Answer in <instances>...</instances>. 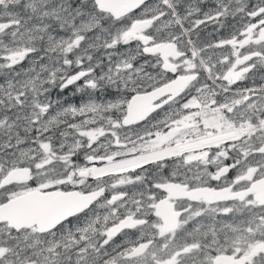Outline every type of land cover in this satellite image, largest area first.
Segmentation results:
<instances>
[{
    "label": "snow or ice",
    "instance_id": "6c2138e0",
    "mask_svg": "<svg viewBox=\"0 0 264 264\" xmlns=\"http://www.w3.org/2000/svg\"><path fill=\"white\" fill-rule=\"evenodd\" d=\"M257 75L264 0H0V264H264Z\"/></svg>",
    "mask_w": 264,
    "mask_h": 264
},
{
    "label": "flooded vegetation",
    "instance_id": "af4514ba",
    "mask_svg": "<svg viewBox=\"0 0 264 264\" xmlns=\"http://www.w3.org/2000/svg\"><path fill=\"white\" fill-rule=\"evenodd\" d=\"M230 23H231V20H230ZM231 31H232V29H225V30H222L221 32H213V27L211 25H209V27H207L200 34L201 35V42L203 43V42H207V41H210V40L219 39L221 37H227V36H229V33ZM134 45H135V42H133V47H134ZM215 52H216V56H219L221 54L222 50H215ZM145 58L152 59L151 57H143V60ZM147 71H151L155 75V70L154 69L149 68V69H147ZM168 75L171 76L172 74L169 73ZM253 79H254L255 84L257 86L263 83V82L257 83L258 81H257L256 77H254ZM252 84H253V80H246V81L238 82V84L237 85H233V87H238V86H241V85L252 86ZM165 107H167V106H165ZM233 174H234L233 172H230L228 175L231 177V176H233ZM212 183L215 184L216 182H212ZM128 187H129V189H131L132 186H128ZM116 239L119 240L120 237H117Z\"/></svg>",
    "mask_w": 264,
    "mask_h": 264
},
{
    "label": "rangeland",
    "instance_id": "374dc122",
    "mask_svg": "<svg viewBox=\"0 0 264 264\" xmlns=\"http://www.w3.org/2000/svg\"><path fill=\"white\" fill-rule=\"evenodd\" d=\"M140 58H141V57H140ZM140 58H139L138 62H142V61L140 60ZM26 63H27V62H26ZM256 79H257V81H258L257 83L264 82V80H261V79H260V76H259V75L256 76ZM78 99H79V97H77V100H78ZM77 119H79V118H77ZM74 159H78V160H79L80 158H74ZM80 162H83V161L81 160ZM90 182H91V180H90Z\"/></svg>",
    "mask_w": 264,
    "mask_h": 264
},
{
    "label": "bare ground",
    "instance_id": "6f19581e",
    "mask_svg": "<svg viewBox=\"0 0 264 264\" xmlns=\"http://www.w3.org/2000/svg\"><path fill=\"white\" fill-rule=\"evenodd\" d=\"M138 11V10H137ZM140 60L143 62V57L140 58ZM264 83V82H263Z\"/></svg>",
    "mask_w": 264,
    "mask_h": 264
}]
</instances>
